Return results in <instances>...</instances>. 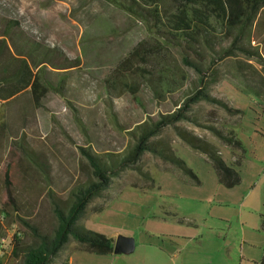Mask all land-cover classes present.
I'll list each match as a JSON object with an SVG mask.
<instances>
[{"label":"rangeland","instance_id":"1","mask_svg":"<svg viewBox=\"0 0 264 264\" xmlns=\"http://www.w3.org/2000/svg\"><path fill=\"white\" fill-rule=\"evenodd\" d=\"M13 14L23 34L28 37L37 34L43 50L44 47L58 49L54 57L58 64H74L70 70L71 84L79 90L77 104L97 144L92 146L88 143L66 102L54 93L47 96L43 108L38 110L33 109L27 93L15 97L13 101L4 102L0 98V124L7 123V127L14 132H5V141L10 147L8 155L13 142H17L16 148L21 151L25 136L27 142L24 144L28 149L50 153L54 179V185L48 184L43 173L23 157L21 169L24 183L14 195L17 202L14 212L10 206L3 208V200L7 198L0 182V244L4 238L7 241L0 251V264H22L21 255L12 257L15 236H21L18 240L22 248L33 243L30 231L20 223L18 216L40 231L52 234L57 220L49 192H53L61 206L68 210L76 186L93 179L80 147L92 146L97 153L120 154L131 145L127 132L117 127L114 116L116 114L124 126L143 118V112L118 82L112 99L107 97L105 89L115 81L114 71L133 48L142 42L152 43L142 23L104 0H0V32ZM21 47L27 49L24 45ZM163 59L173 66V74L179 75L181 82L185 83L180 91L173 94L174 97H184L191 80L195 78L193 72L181 66L175 52L165 53ZM221 71V81L213 87L212 94L227 100L240 114L231 116L226 110L206 103L196 106L195 110L201 116L216 113L219 125L234 130L241 141L243 162L240 166L234 165L240 172L241 184L233 189L222 186L211 160L184 144L173 130L168 129L163 137L172 143L178 157L193 170L199 183L180 169L146 155L142 166L154 176V188L147 189L145 181L136 171L127 170L118 183L125 187L107 191L106 194L113 198L102 213L80 222L85 229L104 236L137 235L139 240L150 239L147 231L155 226L154 216L173 212L178 213L177 217L181 220H186V217L198 220L200 230L205 219L209 218L207 224L213 225L215 221L210 216L215 217L219 212H228L229 218L235 217L240 204L251 192V200L259 197V206L264 210L261 200L264 188V69L253 60L237 57L223 63ZM140 94L146 108L157 117L159 108L153 104L148 89L141 87ZM188 127L217 144L228 165L237 159L235 154H241L220 143L210 132ZM6 158L0 161V165ZM102 201V198L95 199L90 208ZM251 202H246L245 209L250 208ZM167 228L162 229L167 231ZM178 229L184 230L181 227ZM172 231L175 232V229ZM74 242L69 244L62 259H67ZM255 242L256 252L253 254L258 263L264 251V232L261 228L256 232ZM53 264H61V258Z\"/></svg>","mask_w":264,"mask_h":264},{"label":"trees","instance_id":"2","mask_svg":"<svg viewBox=\"0 0 264 264\" xmlns=\"http://www.w3.org/2000/svg\"><path fill=\"white\" fill-rule=\"evenodd\" d=\"M104 1L142 23L152 40V43L142 42L133 48L114 71L115 81L110 82L105 89L107 97L112 99L116 95L118 82L143 112V118L124 126L115 114L117 127L127 132L131 140L128 149L120 154L97 153L92 149L97 142L90 135L77 104L79 90L71 84L70 70L74 64H58L54 59L58 49L44 47L43 50L37 34L28 37L19 30L20 25L14 14L6 21L3 32H0V91H3L0 98L7 100L27 93L33 109L38 110L43 108L50 93L58 95L66 102L81 132L92 145L91 148L80 147V152L91 168L93 179L76 186L69 209L65 210L55 194L49 192L57 220L52 234L40 231L18 216L20 223L33 237V243L22 248L18 240L21 236H15L12 257L21 255L22 264H53L59 258L61 264H68V259L62 257L72 241L93 255L114 254V238L89 231L80 222L105 210L113 198L106 194L107 191L125 187L118 183L127 170L136 171L145 181L147 189L154 188V176L142 166L146 155L180 169L199 183L193 170L178 157L172 143L163 137L168 129L173 130L184 144L211 160L222 186L233 189L242 182L240 172L234 168V165L240 166L243 162V145L236 133L221 127L216 113L201 116L195 109L201 103H206L226 110L231 116L240 114L227 100L212 94V89L221 81V65L229 60L243 57L257 62L264 69V0ZM167 52H175L181 66L192 71L195 76L184 97L176 99L173 95L185 83L181 82L179 75L173 74V66L165 63L163 55ZM141 87L148 89L153 104L159 108L157 117L144 105L140 96ZM25 124L26 121L23 129ZM188 125L210 132L220 143L241 154H235L237 159L228 165L220 147ZM7 126V123L0 124V131L14 133ZM24 142H27L25 136L22 138L21 151L16 148L17 142H13L9 155L0 165V182L7 198L3 200V208L10 206L13 212L17 210L14 208L17 203L14 195L24 183L21 169L23 157L43 173L48 184L54 185L50 153L36 148L28 149ZM99 198L103 199L102 203L90 208L93 201ZM261 229L264 232V212L261 215ZM257 264H264V251Z\"/></svg>","mask_w":264,"mask_h":264},{"label":"crops","instance_id":"3","mask_svg":"<svg viewBox=\"0 0 264 264\" xmlns=\"http://www.w3.org/2000/svg\"><path fill=\"white\" fill-rule=\"evenodd\" d=\"M15 97L4 102L13 101ZM5 135V132L0 131V161L6 158L10 149ZM252 196L253 192L245 197L235 217L229 218V214H226L228 212H219L215 217L209 215L215 221L214 224L208 225L207 217L200 230L198 220L192 217L181 220L177 217L178 213L173 212L154 216L155 226L147 231L150 239L139 240L137 235L123 237L133 243L124 253L93 255L74 242L67 257L68 264H257L253 254L256 252L255 236L261 228L264 210L259 206L260 198L251 200ZM261 200L264 205V188ZM247 201H252L248 210L245 209ZM235 224L237 227H234ZM163 227H168L167 231ZM178 227L184 230L181 231ZM107 237L116 241L120 238L114 234Z\"/></svg>","mask_w":264,"mask_h":264},{"label":"water","instance_id":"4","mask_svg":"<svg viewBox=\"0 0 264 264\" xmlns=\"http://www.w3.org/2000/svg\"><path fill=\"white\" fill-rule=\"evenodd\" d=\"M132 244V241L127 238H118L115 245V253L127 252L132 247Z\"/></svg>","mask_w":264,"mask_h":264},{"label":"built area","instance_id":"5","mask_svg":"<svg viewBox=\"0 0 264 264\" xmlns=\"http://www.w3.org/2000/svg\"><path fill=\"white\" fill-rule=\"evenodd\" d=\"M6 242H7V241H6L5 238L1 240L0 251L3 250V249L5 248V244H6Z\"/></svg>","mask_w":264,"mask_h":264}]
</instances>
